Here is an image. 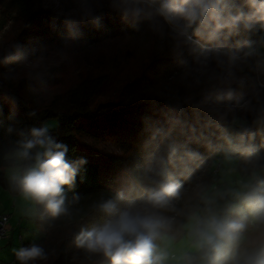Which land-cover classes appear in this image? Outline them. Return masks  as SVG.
<instances>
[{
    "label": "clouds",
    "instance_id": "1",
    "mask_svg": "<svg viewBox=\"0 0 264 264\" xmlns=\"http://www.w3.org/2000/svg\"><path fill=\"white\" fill-rule=\"evenodd\" d=\"M112 3L137 30L147 22L172 41L199 92L145 118L142 163L93 205L105 219L82 227L76 247L106 264H264V0ZM29 131L9 154L13 190L53 219L70 217L65 186L88 161L70 160L49 124ZM14 253L19 264L48 259L35 243Z\"/></svg>",
    "mask_w": 264,
    "mask_h": 264
},
{
    "label": "rangeland",
    "instance_id": "2",
    "mask_svg": "<svg viewBox=\"0 0 264 264\" xmlns=\"http://www.w3.org/2000/svg\"><path fill=\"white\" fill-rule=\"evenodd\" d=\"M34 2L37 8L49 10L58 20L78 18L101 11L103 15L100 16L104 18L106 11H117L112 0ZM53 28L55 29L54 25L42 26L39 23H25L21 18H13L0 32V90L6 91L10 98L21 95L37 111L46 108L53 98L75 88L82 80L100 75H106V78L104 87L95 97L97 103L120 100L122 96L129 97L123 94L124 87L143 76L141 83L145 88L142 95L153 102L162 99L170 103H177L178 100L182 102L185 96L199 92V89L188 87L190 77L187 80L182 78V68L174 58L172 41L166 35L162 37L153 32L147 22H142L139 30H120L103 40L81 45L58 39L57 36L51 38ZM13 57L16 59H12ZM10 98L6 99V103L15 108ZM170 106H166L167 109L174 107ZM152 113L159 115L160 111ZM155 116L150 118L163 119V113L158 118ZM55 123L56 121L47 122L50 127ZM83 141L91 151L123 155L124 160L130 153L115 140L85 137ZM2 170L7 185L0 186V215L11 214V217L8 237L0 240V264H19L14 250L22 247L23 242L37 240L41 227L35 219L36 206L24 201L19 194L12 193L13 186L9 179L13 167ZM125 181L126 179L120 181L122 187ZM104 219V214L97 211L90 221ZM88 222L86 220V225ZM78 224L65 225L58 234H68ZM52 258L53 253H49L47 260L36 261L34 264H49Z\"/></svg>",
    "mask_w": 264,
    "mask_h": 264
},
{
    "label": "trees",
    "instance_id": "3",
    "mask_svg": "<svg viewBox=\"0 0 264 264\" xmlns=\"http://www.w3.org/2000/svg\"><path fill=\"white\" fill-rule=\"evenodd\" d=\"M34 3V0H0V32L13 18H21L25 23L54 25L56 30L53 28L51 38L57 36L58 39L81 45L103 40L120 30L135 29L132 22L122 19L118 11H106L104 18L100 16L101 11L78 18L58 20L49 10L37 8ZM93 16L102 18V27L97 28L93 24ZM105 78L106 75H100L82 80L75 88L57 95L40 111L30 107L21 95L10 98L6 91L0 90V186L7 185L2 169L13 167L14 162L9 154L19 146L17 142L30 138L29 130L32 127H40L49 121H56L50 127L51 135L69 146L68 158L76 160L84 157L88 161L77 175L74 187L65 186L66 204L72 212L70 217L53 219L44 213L42 207L36 206L35 219L41 227L40 237L23 242L22 247L33 243L42 245L48 254L53 253L49 264H106L101 257L89 256L84 250L78 249L75 237L82 227L91 228L103 222L90 221L97 212L93 205L120 190V181L127 178L128 170L142 163L141 145L147 136L145 118L155 116L152 111H160L161 114L169 105L175 107L176 104L163 99L153 102L143 96L145 86L141 80L144 76L126 84L123 94L129 97L122 96L120 100L97 103L95 97L104 87ZM7 98H10L15 108L6 103ZM159 115L155 117L158 118ZM130 121L133 123H129ZM9 128L12 129L11 132ZM21 132L25 135L21 136ZM85 137L115 140L126 151H130L127 156L129 158L124 160L123 155L91 151L83 141ZM74 195H79L78 203L72 202ZM86 220H89L88 225ZM74 223L79 224L68 234H58L63 226Z\"/></svg>",
    "mask_w": 264,
    "mask_h": 264
},
{
    "label": "built area",
    "instance_id": "4",
    "mask_svg": "<svg viewBox=\"0 0 264 264\" xmlns=\"http://www.w3.org/2000/svg\"><path fill=\"white\" fill-rule=\"evenodd\" d=\"M11 214H2L0 215V240L8 237V224L10 222ZM22 237L20 236V239Z\"/></svg>",
    "mask_w": 264,
    "mask_h": 264
},
{
    "label": "crops",
    "instance_id": "5",
    "mask_svg": "<svg viewBox=\"0 0 264 264\" xmlns=\"http://www.w3.org/2000/svg\"><path fill=\"white\" fill-rule=\"evenodd\" d=\"M9 180H10V183L12 184L11 178H10ZM12 193H13L14 195H18V194H19L17 191L13 190V188H12ZM18 209H19V208H18Z\"/></svg>",
    "mask_w": 264,
    "mask_h": 264
}]
</instances>
